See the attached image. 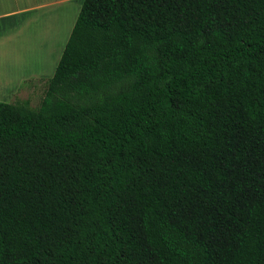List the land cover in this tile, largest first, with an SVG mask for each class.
Listing matches in <instances>:
<instances>
[{"label":"trees","instance_id":"16d2710c","mask_svg":"<svg viewBox=\"0 0 264 264\" xmlns=\"http://www.w3.org/2000/svg\"><path fill=\"white\" fill-rule=\"evenodd\" d=\"M0 264H264V0H82L0 101Z\"/></svg>","mask_w":264,"mask_h":264},{"label":"rangeland","instance_id":"374dc122","mask_svg":"<svg viewBox=\"0 0 264 264\" xmlns=\"http://www.w3.org/2000/svg\"><path fill=\"white\" fill-rule=\"evenodd\" d=\"M3 1L6 8L11 9L20 7L26 2L34 4L43 0ZM80 6L81 0L66 1L61 4L57 2L52 4L48 10L41 7L35 13H32V16L25 22L27 23L26 27L21 25L19 30L15 28L12 30L7 29L4 33L0 31V101L15 102L17 100H27L31 107L38 106L49 77L32 76V78L22 81L20 91H15L14 93L7 90L8 87L5 89L7 83L4 85L2 81L6 77L15 79L18 75L41 68L36 60L49 46L54 47L55 57L59 58ZM55 20H57L56 23L58 24L56 28L54 23H52ZM43 37L46 44L39 55L37 53L38 49H41ZM31 57H34V59L32 64L29 65Z\"/></svg>","mask_w":264,"mask_h":264},{"label":"crops","instance_id":"0c3cea01","mask_svg":"<svg viewBox=\"0 0 264 264\" xmlns=\"http://www.w3.org/2000/svg\"><path fill=\"white\" fill-rule=\"evenodd\" d=\"M66 1H72V0H43L42 2H38L34 4H29L28 2H26L24 5L20 7H15V8L10 9V8H6V5L4 4L3 0H0V31L1 33H4L6 32L5 30L7 29L12 30V29L18 28L19 30L21 25H25L24 27H26V24H27L25 23L26 20L29 19L30 16H32V13H35V11L38 10L39 8L42 7L48 10V8L52 6V4L57 3V2L61 4L62 2H66ZM56 21L57 20L52 22L54 23L55 28L58 26ZM44 39L45 38L43 37L41 49H38L37 54L39 55L41 51H43L42 49L44 45L46 44L44 42ZM31 54L33 55V53ZM33 59L34 57L33 58L31 57L28 63L29 65L32 64ZM58 59H59L58 57H55L54 47L53 46L47 47V49H45L40 55V57H38V59L36 60L37 63L39 62L41 68H38V70L36 69L35 71H32V72L30 70V72L29 73L27 72L26 74L18 75L15 79H11L12 77L11 78L6 77L5 80L2 81L4 85L7 83V85H5V89L8 87L7 90H10L12 91V93H14L15 91H20V85L22 84V81L32 78V76L42 77V78L51 77L56 67V64L58 62Z\"/></svg>","mask_w":264,"mask_h":264}]
</instances>
